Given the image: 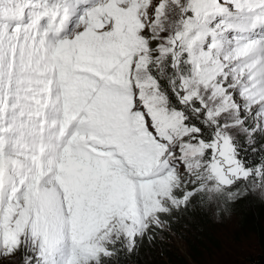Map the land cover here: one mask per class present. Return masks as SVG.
I'll return each instance as SVG.
<instances>
[{
  "label": "snow or ice",
  "instance_id": "6c2138e0",
  "mask_svg": "<svg viewBox=\"0 0 264 264\" xmlns=\"http://www.w3.org/2000/svg\"><path fill=\"white\" fill-rule=\"evenodd\" d=\"M257 194L264 0H0V264H124Z\"/></svg>",
  "mask_w": 264,
  "mask_h": 264
},
{
  "label": "trees",
  "instance_id": "16d2710c",
  "mask_svg": "<svg viewBox=\"0 0 264 264\" xmlns=\"http://www.w3.org/2000/svg\"><path fill=\"white\" fill-rule=\"evenodd\" d=\"M248 163L252 164L260 160L258 154H248ZM237 208L242 215L244 229L257 230L262 227L264 221V198L257 195H248L234 203H201L199 198L184 210L175 212L171 217H166L169 221L170 233H174L192 249L190 255L195 259L194 250L198 243L207 241V234L215 229V222L212 219V212L215 207ZM247 206V208H246ZM222 210V209H221ZM220 210V211H221ZM241 210V211H240ZM219 213V211H217ZM167 232L157 235L149 242L147 239L139 247L135 256L125 260L124 264H179L174 257L165 249V235ZM210 238V236H209ZM194 243V245H193ZM264 245V240L261 242ZM164 256L158 257L160 253ZM263 257L258 259L255 264H261Z\"/></svg>",
  "mask_w": 264,
  "mask_h": 264
},
{
  "label": "rangeland",
  "instance_id": "374dc122",
  "mask_svg": "<svg viewBox=\"0 0 264 264\" xmlns=\"http://www.w3.org/2000/svg\"><path fill=\"white\" fill-rule=\"evenodd\" d=\"M241 217L237 208L215 207L212 212L215 229L206 235L207 241L195 246V259L190 255L192 249L169 231L162 235L167 238L165 249L179 264H255L264 258V245L261 243L264 240V221L262 227L251 231L244 229ZM161 256H164L162 252L158 257Z\"/></svg>",
  "mask_w": 264,
  "mask_h": 264
},
{
  "label": "water",
  "instance_id": "95a60500",
  "mask_svg": "<svg viewBox=\"0 0 264 264\" xmlns=\"http://www.w3.org/2000/svg\"><path fill=\"white\" fill-rule=\"evenodd\" d=\"M261 264H264V258H263V260H262V263Z\"/></svg>",
  "mask_w": 264,
  "mask_h": 264
}]
</instances>
